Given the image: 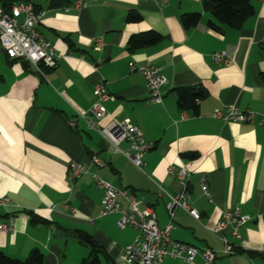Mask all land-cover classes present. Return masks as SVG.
Returning a JSON list of instances; mask_svg holds the SVG:
<instances>
[{"label":"crops","instance_id":"0c3cea01","mask_svg":"<svg viewBox=\"0 0 264 264\" xmlns=\"http://www.w3.org/2000/svg\"><path fill=\"white\" fill-rule=\"evenodd\" d=\"M18 1L45 11L39 31L53 46L57 66H41L40 75L0 49V199L9 200L0 206V223L14 220L12 233L0 232V252L24 260L38 249L43 264H81L90 255L75 237L81 231L98 245L100 264H127L123 250L138 232L119 229L117 214L99 217L102 190L91 174L127 190L137 208H151L164 228L169 216L162 190L170 195L182 190L169 168L185 166L190 203L200 219L177 209L171 239L210 249L215 254L210 264H264V125H259L264 117V0H251L255 14L241 29L222 26L220 31L208 26L216 22L202 0H85L79 10L73 7L76 0H0V7ZM130 12L141 19L128 21ZM191 13L200 14V21L186 30L180 17ZM149 31L162 39L128 49L131 36ZM97 38L104 42L101 51L94 50ZM221 51L229 62L213 63L212 54ZM145 65L158 68L166 81L159 104L147 103L139 72ZM98 81L110 95L98 127L128 120L154 144L142 171L80 117L89 116ZM197 86L207 92L197 112L180 110L175 89ZM230 105L254 113V122L213 118L215 109ZM119 149L128 151L129 144ZM186 154L194 160L183 158ZM71 162L82 164L88 174L72 179ZM120 204L127 207L123 199ZM234 208L249 220L240 240L225 232L236 249L226 255L210 230ZM162 264L208 263L197 256L191 263L166 258Z\"/></svg>","mask_w":264,"mask_h":264},{"label":"built area","instance_id":"2783aa9c","mask_svg":"<svg viewBox=\"0 0 264 264\" xmlns=\"http://www.w3.org/2000/svg\"><path fill=\"white\" fill-rule=\"evenodd\" d=\"M85 5V0H76L73 3L75 9ZM45 16V11H35L30 2L18 1L12 3L6 11L0 7V49L8 59L26 62L34 67L36 72L42 74L41 66L47 69H54L57 61L54 55V48L40 33L39 26ZM104 42L101 38L94 41V50L101 51ZM213 63H228L227 54L224 51L214 52L211 56ZM145 80L147 91V103L159 104L162 102L161 87L166 83L161 76L160 70L151 65H145L139 69ZM93 102L89 109V116L82 114L88 129L96 130L106 140L112 150H117L130 163L142 171L145 155L153 149L154 144L145 140L141 130L131 124L128 120H111L106 126L98 127L99 122L106 115L105 103L110 99L106 86L102 81L94 84L92 89ZM213 118L224 122L252 124L255 114L252 112H241L237 106L230 105L223 109H215ZM259 125H264V117ZM123 142L129 144L128 151L119 149ZM96 162L95 158L92 162ZM193 161V160H189ZM71 171V178H79L88 174L87 169L80 163L71 162L68 164ZM169 174L179 180L182 190L176 195L163 194L167 198L165 205L169 216V223L160 228L157 224L155 212L146 207L143 210L137 208V203L127 190L117 188L110 182L91 174V178L97 187L102 190L101 208L99 217L119 215L117 227L124 229L131 227L138 233L131 244L123 250L122 260L127 264H162L164 259H178L184 263H191L197 256H200L208 264L212 263L215 254L210 249H199L195 246L174 241L170 237L173 229L174 213L177 209L183 210L196 222L200 219L199 212L191 206L190 193L188 191V180L190 171L185 166L175 169L169 168ZM202 190L208 194L206 178L200 180ZM126 202L127 207L123 208L120 200ZM9 203L7 198L0 199V206L5 207ZM65 209H74L64 206ZM249 220L248 216L241 213L239 208L226 211L221 221L210 230V233L217 237L224 245L223 253L233 254L236 249L229 242L225 232H228L234 240H240V229ZM14 220L10 218L5 223H0V232L12 233Z\"/></svg>","mask_w":264,"mask_h":264},{"label":"trees","instance_id":"16d2710c","mask_svg":"<svg viewBox=\"0 0 264 264\" xmlns=\"http://www.w3.org/2000/svg\"><path fill=\"white\" fill-rule=\"evenodd\" d=\"M12 2L2 6V9H9ZM202 7L205 12H208L213 21L208 22V26L216 31H220L222 26H226L233 30H239L250 17L255 14L251 0H202ZM7 11V10H6ZM141 16L137 13L130 12L127 20L137 22ZM200 21V14L191 13L184 14L180 17V23L186 30L194 28ZM162 37L156 32H144L138 35L131 36L128 40V49L137 50L157 44ZM264 78V73L262 75ZM177 93V105L182 111H191L194 114L197 112L199 101L207 96V92L203 87H179L175 89ZM183 158L194 160V155H183ZM39 221L32 218V222ZM75 237L80 243L90 248V255L83 260L81 264H100L97 254L99 247L95 241L86 233L75 231ZM43 254L38 249H33L26 259H12L0 252V264H43Z\"/></svg>","mask_w":264,"mask_h":264}]
</instances>
